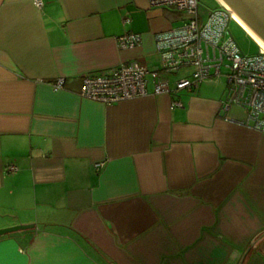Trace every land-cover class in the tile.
<instances>
[{
    "label": "crops",
    "instance_id": "1",
    "mask_svg": "<svg viewBox=\"0 0 264 264\" xmlns=\"http://www.w3.org/2000/svg\"><path fill=\"white\" fill-rule=\"evenodd\" d=\"M42 1L0 0V228L33 225L0 234V264H264V133L219 113L225 69L194 90L79 95L84 74L158 67L155 34L186 14ZM125 32L141 43L121 47Z\"/></svg>",
    "mask_w": 264,
    "mask_h": 264
},
{
    "label": "built area",
    "instance_id": "2",
    "mask_svg": "<svg viewBox=\"0 0 264 264\" xmlns=\"http://www.w3.org/2000/svg\"><path fill=\"white\" fill-rule=\"evenodd\" d=\"M41 7L42 0H32ZM150 5L175 9L186 14L174 28L157 32L155 51L159 66L149 67L138 59L121 62L109 71L82 75L79 91L86 97L105 104L140 97L149 93L194 90L198 84L225 69L227 93L220 101L219 113L225 120L264 133V50L244 51L230 31L234 20L228 6L217 1L212 8L202 9L200 0H148ZM121 47H133L142 41L140 33L125 32L116 37ZM190 69L170 81L169 75ZM64 77H58L52 86H64ZM172 83V84H171ZM177 100L171 106L180 105ZM231 105L242 108L243 117L227 114ZM105 161L94 163L100 169ZM14 171L16 167L9 165Z\"/></svg>",
    "mask_w": 264,
    "mask_h": 264
},
{
    "label": "water",
    "instance_id": "3",
    "mask_svg": "<svg viewBox=\"0 0 264 264\" xmlns=\"http://www.w3.org/2000/svg\"><path fill=\"white\" fill-rule=\"evenodd\" d=\"M218 1V0H217ZM264 43V0H221ZM220 2V1H218ZM33 225L16 224L0 228V234Z\"/></svg>",
    "mask_w": 264,
    "mask_h": 264
},
{
    "label": "rangeland",
    "instance_id": "4",
    "mask_svg": "<svg viewBox=\"0 0 264 264\" xmlns=\"http://www.w3.org/2000/svg\"><path fill=\"white\" fill-rule=\"evenodd\" d=\"M202 2L205 5H212L214 3L216 6L217 4V0H202ZM235 21L236 20L230 22L229 28L240 47L248 53L257 52L258 44L247 34L241 25L236 21L237 24ZM222 77H224V75Z\"/></svg>",
    "mask_w": 264,
    "mask_h": 264
},
{
    "label": "bare ground",
    "instance_id": "5",
    "mask_svg": "<svg viewBox=\"0 0 264 264\" xmlns=\"http://www.w3.org/2000/svg\"><path fill=\"white\" fill-rule=\"evenodd\" d=\"M220 1V3L223 4V2L221 0H218ZM225 5V4H224ZM232 13V16L234 17V20H236L239 25H241V27L247 32V34L249 36H251V38H253V40L258 44V47L261 49V50H264V43H262L256 36L255 34L250 30V28L233 12L231 11Z\"/></svg>",
    "mask_w": 264,
    "mask_h": 264
},
{
    "label": "trees",
    "instance_id": "6",
    "mask_svg": "<svg viewBox=\"0 0 264 264\" xmlns=\"http://www.w3.org/2000/svg\"><path fill=\"white\" fill-rule=\"evenodd\" d=\"M217 4H218V3H217ZM217 4H216V5H217ZM233 21H234V20H233ZM235 22H236V21H235ZM236 23H237V22H236ZM237 24H238V23H237Z\"/></svg>",
    "mask_w": 264,
    "mask_h": 264
}]
</instances>
